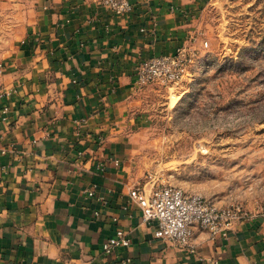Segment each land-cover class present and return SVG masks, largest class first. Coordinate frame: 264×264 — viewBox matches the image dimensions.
Returning a JSON list of instances; mask_svg holds the SVG:
<instances>
[{"label": "crops", "instance_id": "obj_1", "mask_svg": "<svg viewBox=\"0 0 264 264\" xmlns=\"http://www.w3.org/2000/svg\"><path fill=\"white\" fill-rule=\"evenodd\" d=\"M209 0H54L27 27L0 91V264H264V185L226 238L154 237L129 198L136 67L173 53ZM6 108V109H5ZM117 229L130 245L103 242Z\"/></svg>", "mask_w": 264, "mask_h": 264}, {"label": "rangeland", "instance_id": "obj_2", "mask_svg": "<svg viewBox=\"0 0 264 264\" xmlns=\"http://www.w3.org/2000/svg\"><path fill=\"white\" fill-rule=\"evenodd\" d=\"M53 1L0 0V91L27 27ZM192 33L186 79L136 88L128 166L146 189L253 201L264 185V0H209Z\"/></svg>", "mask_w": 264, "mask_h": 264}, {"label": "built area", "instance_id": "obj_3", "mask_svg": "<svg viewBox=\"0 0 264 264\" xmlns=\"http://www.w3.org/2000/svg\"><path fill=\"white\" fill-rule=\"evenodd\" d=\"M102 5L118 16L131 10L129 0H102ZM194 39L195 35L191 33L173 53L140 61L135 72V88L154 82L163 85L180 83L186 79L196 56L191 47ZM202 44L206 46L207 42ZM129 198L137 204L144 221L155 222V238L190 252L194 251L191 241L196 228L206 231L212 238H226L236 221L250 216L238 202L217 205L199 193L187 192L173 185L151 186L149 189L134 186ZM129 245L127 233L117 229L101 248L104 254L109 255ZM128 263L124 261L122 264Z\"/></svg>", "mask_w": 264, "mask_h": 264}]
</instances>
